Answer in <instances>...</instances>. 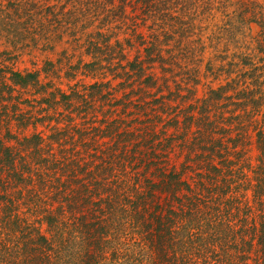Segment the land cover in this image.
I'll return each mask as SVG.
<instances>
[{"label": "rangeland", "instance_id": "1", "mask_svg": "<svg viewBox=\"0 0 264 264\" xmlns=\"http://www.w3.org/2000/svg\"><path fill=\"white\" fill-rule=\"evenodd\" d=\"M54 4L57 7L47 10ZM151 45L155 50L148 60L143 48ZM96 46L103 54L93 49ZM137 56L146 59L141 75L131 67ZM11 72L38 75L36 82L21 86L12 83ZM148 75L160 84L166 79L169 89L162 85L165 89L155 92L144 83ZM100 84L103 88L94 90L93 85ZM223 88L210 111L211 119L214 112L222 116L218 124L226 128L217 136L255 138L263 106L249 102L258 93L248 98L241 93L259 90L264 95V0H0V140L6 145L26 144L36 135L43 137L45 149L58 153L57 139L72 138L73 143L80 138L79 127L95 133L93 140L101 144L110 138L103 131L117 127L119 133L135 135L144 125L156 123L154 131L161 138L171 134L182 143L166 157L180 164L187 155V140L198 134L173 111L200 106L213 90ZM160 94H167L168 106L157 109L164 121L154 123L151 115ZM90 99L93 112L87 108ZM188 112L197 114L193 108ZM236 115L238 119L225 120ZM116 116L119 121L114 123ZM141 134L148 137L150 131ZM54 135L58 138L52 139ZM125 136L120 134L118 144ZM151 137L133 136L128 148L135 147L138 158V151L159 140ZM249 144L254 160L258 151ZM78 146L80 154L84 151L78 164H89L93 153L106 156L101 146L97 151L81 141ZM30 151H23L27 158ZM195 153L192 150L191 156ZM20 161L17 157L13 166L20 169ZM8 168L0 169V207L11 192L22 189L17 177L6 178L2 170ZM34 190H39V182ZM246 192L251 198L252 184ZM26 215L45 230L35 215Z\"/></svg>", "mask_w": 264, "mask_h": 264}, {"label": "trees", "instance_id": "2", "mask_svg": "<svg viewBox=\"0 0 264 264\" xmlns=\"http://www.w3.org/2000/svg\"><path fill=\"white\" fill-rule=\"evenodd\" d=\"M55 7L49 5L47 10ZM93 49L103 54L100 46ZM154 50L153 45L143 48L148 60ZM143 61L137 56L131 64L138 75ZM11 73L12 83L21 86L36 82L38 75ZM166 81L160 84L152 75L144 78L158 93L169 89ZM223 90H213L212 100H203L200 106H177L173 111L189 121L186 128L194 125L198 134L187 140V155L180 164L175 158L167 162L166 157L182 143L171 134L164 140L154 131L155 119L164 121L157 109H167V94L156 100L159 106L151 115L155 124L144 125L148 137L143 132L119 133L115 127L103 131L110 138L98 144L95 133L79 127L80 138L73 143L72 138L53 136L60 141L58 153L41 145L42 136L14 146L1 139L0 169L9 167L2 172L6 178L17 177L22 189L11 192L8 203L0 207V264H264V95L259 90L241 93L246 98L258 93L249 102L263 106L262 127L255 138H222L216 133L226 129L218 124L222 116L214 112L211 119L210 111ZM89 101L88 112H93L96 108ZM190 108L197 114H190ZM118 121L116 116L112 122ZM124 133V141L118 144ZM150 135L159 140L138 151L137 158L135 147L128 148L131 139ZM79 141L86 149L103 147L106 156L93 153L89 164H78L84 153H79ZM249 142L258 151L254 160ZM24 149H31L28 158ZM17 157L21 170L13 166ZM37 182L39 190H34ZM251 184L250 198L246 189ZM26 213L35 215L45 230Z\"/></svg>", "mask_w": 264, "mask_h": 264}]
</instances>
